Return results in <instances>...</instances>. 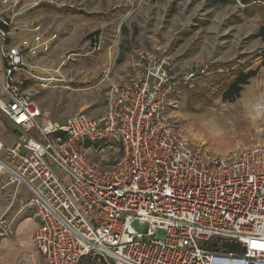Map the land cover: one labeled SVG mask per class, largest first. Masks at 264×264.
Wrapping results in <instances>:
<instances>
[{
  "label": "built area",
  "instance_id": "built-area-1",
  "mask_svg": "<svg viewBox=\"0 0 264 264\" xmlns=\"http://www.w3.org/2000/svg\"><path fill=\"white\" fill-rule=\"evenodd\" d=\"M42 2L0 0V175L30 192L44 264H264V145L216 156L166 113L204 70L146 54L111 84L100 118L52 121L30 87L49 80L30 71L47 70L39 61L59 37L31 17ZM105 150L120 155L101 167ZM13 225L0 218V239Z\"/></svg>",
  "mask_w": 264,
  "mask_h": 264
},
{
  "label": "rangeland",
  "instance_id": "rangeland-1",
  "mask_svg": "<svg viewBox=\"0 0 264 264\" xmlns=\"http://www.w3.org/2000/svg\"><path fill=\"white\" fill-rule=\"evenodd\" d=\"M43 1L31 17L59 37L41 60L47 70L30 71L49 80L30 82V87L49 118L58 115L56 121L62 122L75 113L100 118L111 84L128 79L147 54L157 62L165 59L180 74L195 67L204 70L190 85L181 83L166 107L190 142L216 156L264 145V115L251 111L254 102L264 104V38L257 35L264 12L246 13L237 0L217 5L213 0ZM237 70L258 73L235 100L224 101L221 91ZM6 129L0 116L4 143L9 138ZM119 155L118 150H105L102 159L94 160L103 167ZM133 228L146 231L136 223ZM25 251L19 257L3 250L0 264L30 263ZM32 251L33 264H43Z\"/></svg>",
  "mask_w": 264,
  "mask_h": 264
},
{
  "label": "crops",
  "instance_id": "crops-1",
  "mask_svg": "<svg viewBox=\"0 0 264 264\" xmlns=\"http://www.w3.org/2000/svg\"><path fill=\"white\" fill-rule=\"evenodd\" d=\"M55 46H57V43L56 45H54V47ZM41 60L39 61V64H41ZM0 69H1V62H0ZM57 118L59 119L60 116L54 115V117L50 119L52 121L57 122L58 121V120L56 121ZM7 140L10 141V138H8ZM29 199H30V192H28V190L24 185L21 184L17 185L15 183L8 184L7 178H5V176L3 175H0V218L2 217L7 221L12 220L14 222L13 225L14 233L11 237H8L11 239L8 238L0 239V252H1L0 255L4 250V251H11L15 253L16 256L18 254V256L20 257L21 255H25L26 252L25 250H27L30 258V263L28 264H33L34 256H32V252H33L32 247L34 248V246L32 240H33V232L37 227V221H35V219L32 217V208L28 209L27 207H24L25 204L29 201ZM43 264H44V260H43Z\"/></svg>",
  "mask_w": 264,
  "mask_h": 264
},
{
  "label": "trees",
  "instance_id": "trees-1",
  "mask_svg": "<svg viewBox=\"0 0 264 264\" xmlns=\"http://www.w3.org/2000/svg\"><path fill=\"white\" fill-rule=\"evenodd\" d=\"M241 6L244 7L245 12H264V0H237ZM226 0H213L212 4L217 5L218 3L224 4ZM257 35L260 38H264V26H262ZM262 61L261 65L264 66V50L261 53ZM257 70H249L244 72L242 70H237L234 79L230 84L226 86L225 89L221 91V96L224 101L232 102L239 96V93L245 85H247L251 78H254L257 75Z\"/></svg>",
  "mask_w": 264,
  "mask_h": 264
},
{
  "label": "clouds",
  "instance_id": "clouds-1",
  "mask_svg": "<svg viewBox=\"0 0 264 264\" xmlns=\"http://www.w3.org/2000/svg\"><path fill=\"white\" fill-rule=\"evenodd\" d=\"M252 114L255 115H264V104L254 102L251 106Z\"/></svg>",
  "mask_w": 264,
  "mask_h": 264
}]
</instances>
